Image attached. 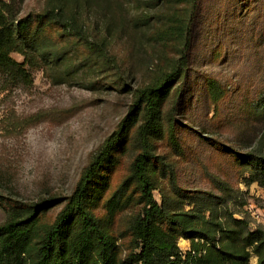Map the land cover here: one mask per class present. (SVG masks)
I'll list each match as a JSON object with an SVG mask.
<instances>
[{"label": "rangeland", "instance_id": "rangeland-1", "mask_svg": "<svg viewBox=\"0 0 264 264\" xmlns=\"http://www.w3.org/2000/svg\"><path fill=\"white\" fill-rule=\"evenodd\" d=\"M4 1L15 4L20 18L47 3ZM109 2V7L106 0L95 6L89 24L91 36L108 30L113 39L110 52L117 62L112 67L92 58L86 43L56 35L72 61L56 63V78L35 70L31 86L12 83L4 89L0 77V173L12 188L10 195L26 201L71 195L83 169L129 114L136 90L180 67L183 75L163 107L156 154L172 164L179 185L190 193L220 195L217 182L228 183L238 192L229 203L235 217H248L252 227L264 225V187L246 183L248 169L242 163L264 131V0ZM12 55L23 60L19 53ZM135 130L109 175L108 194L129 174L139 151ZM157 183L154 194L161 201L169 186L165 178ZM1 194L0 223L8 197ZM62 207L57 203L48 218L55 219ZM104 211L101 206L98 214ZM132 214H118L113 224L124 259L131 253ZM178 246L192 247L186 238ZM250 264H257L256 256Z\"/></svg>", "mask_w": 264, "mask_h": 264}, {"label": "trees", "instance_id": "trees-1", "mask_svg": "<svg viewBox=\"0 0 264 264\" xmlns=\"http://www.w3.org/2000/svg\"><path fill=\"white\" fill-rule=\"evenodd\" d=\"M101 2L47 0L42 11L20 18L15 4L0 0L3 88L12 83L31 86L34 71L40 69L56 78V63L72 62L58 47L56 35L86 43L92 58L102 67H112L117 60L110 52L113 39L108 30L90 34L89 16ZM106 6H111L109 0ZM182 75L178 67L136 90L129 114L94 154L67 198L41 195L18 200L10 195L12 188L0 173V192L8 195L0 223V264H250L253 256L257 264H264V225L252 227L248 217H235L229 203L238 192L226 182H217L220 195L190 193L179 185L172 164L156 154L154 140L163 135V107ZM261 105L264 109V94ZM169 123L174 136L172 116ZM134 130L139 151L129 174L108 194L109 175ZM242 161L248 169L246 183L264 187V131ZM160 178L169 186L161 201L154 194ZM57 203L63 207L51 220L48 212ZM185 204L191 207L186 209ZM101 206L103 215L98 214ZM128 210L133 213L128 226L131 253L124 259L113 224L118 214ZM180 238L191 241L190 250L178 246Z\"/></svg>", "mask_w": 264, "mask_h": 264}]
</instances>
